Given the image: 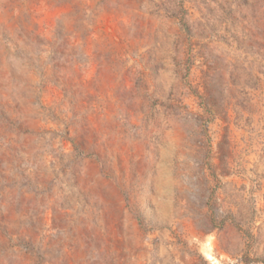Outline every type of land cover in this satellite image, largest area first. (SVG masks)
Returning a JSON list of instances; mask_svg holds the SVG:
<instances>
[{
  "label": "rangeland",
  "instance_id": "374dc122",
  "mask_svg": "<svg viewBox=\"0 0 264 264\" xmlns=\"http://www.w3.org/2000/svg\"><path fill=\"white\" fill-rule=\"evenodd\" d=\"M0 264H264V0H0Z\"/></svg>",
  "mask_w": 264,
  "mask_h": 264
}]
</instances>
